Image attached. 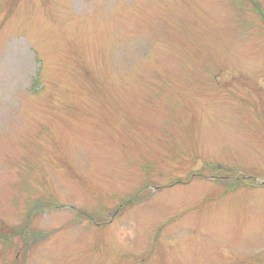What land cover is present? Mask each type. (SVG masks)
Returning <instances> with one entry per match:
<instances>
[{"label": "rangeland", "instance_id": "rangeland-1", "mask_svg": "<svg viewBox=\"0 0 264 264\" xmlns=\"http://www.w3.org/2000/svg\"><path fill=\"white\" fill-rule=\"evenodd\" d=\"M0 224V264H264V0H0Z\"/></svg>", "mask_w": 264, "mask_h": 264}, {"label": "trees", "instance_id": "trees-1", "mask_svg": "<svg viewBox=\"0 0 264 264\" xmlns=\"http://www.w3.org/2000/svg\"><path fill=\"white\" fill-rule=\"evenodd\" d=\"M143 167V166H142ZM144 169H148L147 171L148 172H152V171H154V167L153 166H151V165H148L146 168H144ZM213 169V168H212ZM214 170H218V173L216 174V175H218V176H228L229 174H225V173H229V172H231V169H229V168H223L222 166H217V167H215V169ZM210 177H212V176H210ZM174 183H176V182H174ZM150 186V182H149V180L148 179H145V182H144V184L142 185V187H141V190L143 191V192H146L149 188ZM142 195V194H141ZM21 230V229H20ZM19 232H21V231H19V229H18V227L16 226V227H14V228H9V227H7L6 225H1L0 224V241L4 244V248H10L11 247V243L13 242H11V240H13V239H15L17 236H19Z\"/></svg>", "mask_w": 264, "mask_h": 264}]
</instances>
